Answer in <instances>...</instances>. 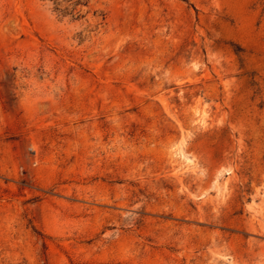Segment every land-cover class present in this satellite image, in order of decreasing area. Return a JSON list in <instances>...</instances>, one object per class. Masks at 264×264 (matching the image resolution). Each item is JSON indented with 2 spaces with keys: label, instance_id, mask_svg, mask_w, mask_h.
<instances>
[{
  "label": "rangeland",
  "instance_id": "obj_1",
  "mask_svg": "<svg viewBox=\"0 0 264 264\" xmlns=\"http://www.w3.org/2000/svg\"><path fill=\"white\" fill-rule=\"evenodd\" d=\"M0 264H264V0H0Z\"/></svg>",
  "mask_w": 264,
  "mask_h": 264
},
{
  "label": "trees",
  "instance_id": "obj_2",
  "mask_svg": "<svg viewBox=\"0 0 264 264\" xmlns=\"http://www.w3.org/2000/svg\"><path fill=\"white\" fill-rule=\"evenodd\" d=\"M240 50H241L240 48H237V49H236L237 52L240 51Z\"/></svg>",
  "mask_w": 264,
  "mask_h": 264
}]
</instances>
